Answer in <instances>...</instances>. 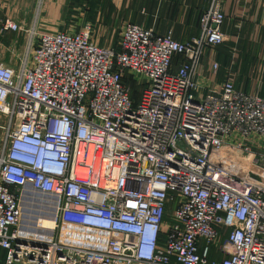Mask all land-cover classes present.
<instances>
[{"label":"built area","instance_id":"obj_1","mask_svg":"<svg viewBox=\"0 0 264 264\" xmlns=\"http://www.w3.org/2000/svg\"><path fill=\"white\" fill-rule=\"evenodd\" d=\"M225 21L211 0L188 42L126 23L113 46L3 20L29 36L0 61L4 264H264V97L198 76ZM34 193L50 230L23 227Z\"/></svg>","mask_w":264,"mask_h":264},{"label":"crops","instance_id":"obj_2","mask_svg":"<svg viewBox=\"0 0 264 264\" xmlns=\"http://www.w3.org/2000/svg\"><path fill=\"white\" fill-rule=\"evenodd\" d=\"M73 0H0V27L11 18L25 29L40 33L76 32L81 17L72 13ZM112 11L109 21L136 24L154 29L157 34H173L180 42H188L200 34V16L211 0H101ZM226 15L223 32L227 41L207 48L198 67L201 85L208 91H220L229 80L238 89L264 97V2L258 0H220ZM71 11V13H70ZM103 22V19H102ZM69 27V28H67ZM105 36V35H103ZM101 38V39H100ZM106 40V37H100ZM11 39H2V46H11ZM214 61L221 65L218 76L211 75ZM4 252L0 251V264Z\"/></svg>","mask_w":264,"mask_h":264},{"label":"rangeland","instance_id":"obj_3","mask_svg":"<svg viewBox=\"0 0 264 264\" xmlns=\"http://www.w3.org/2000/svg\"><path fill=\"white\" fill-rule=\"evenodd\" d=\"M71 15L81 17L82 19L81 24H78V26L75 27L76 30L81 31L85 28V25L90 22L93 25V31H95L96 34L106 37V40H101L100 44L115 46L118 43L123 25L118 22L113 23L112 20L109 21V19L112 18V11L108 9V4L106 2L101 0H80V3L77 2L76 6L72 9ZM8 38L11 39L9 43L11 41L14 42V46L11 50H7L8 46H6L7 48L0 47V61L11 59L16 60L17 57H21L29 36L25 33H22L19 36L12 33L7 35L6 39ZM44 200V196L34 193L31 196V200L25 201L23 227L30 228L35 232H40L38 231V228H36L37 222L41 218H52V212L45 211L42 207Z\"/></svg>","mask_w":264,"mask_h":264},{"label":"bare ground","instance_id":"obj_4","mask_svg":"<svg viewBox=\"0 0 264 264\" xmlns=\"http://www.w3.org/2000/svg\"><path fill=\"white\" fill-rule=\"evenodd\" d=\"M28 197H30V195ZM42 204H44V202ZM40 220H42V224L44 225L45 229L50 230L53 228L54 224H53V220L51 218H49V217L48 218H41Z\"/></svg>","mask_w":264,"mask_h":264},{"label":"trees","instance_id":"obj_5","mask_svg":"<svg viewBox=\"0 0 264 264\" xmlns=\"http://www.w3.org/2000/svg\"><path fill=\"white\" fill-rule=\"evenodd\" d=\"M81 1H82V0H81ZM77 2L80 3V0H79V1H78V0H73V1H72V7H73V8L76 6ZM70 13H71V11H70Z\"/></svg>","mask_w":264,"mask_h":264}]
</instances>
